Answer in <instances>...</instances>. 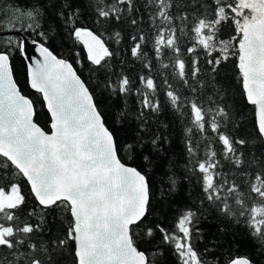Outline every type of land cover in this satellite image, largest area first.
I'll return each mask as SVG.
<instances>
[{"label":"trees","instance_id":"obj_1","mask_svg":"<svg viewBox=\"0 0 264 264\" xmlns=\"http://www.w3.org/2000/svg\"><path fill=\"white\" fill-rule=\"evenodd\" d=\"M237 0H0V53L49 132L30 90L22 39L67 60L89 89L121 162L148 186L144 218L131 226L147 264H264V142L238 69ZM105 44L91 63L77 34ZM0 264H77L69 206H40L0 156ZM186 246V249L183 248Z\"/></svg>","mask_w":264,"mask_h":264},{"label":"water","instance_id":"obj_2","mask_svg":"<svg viewBox=\"0 0 264 264\" xmlns=\"http://www.w3.org/2000/svg\"><path fill=\"white\" fill-rule=\"evenodd\" d=\"M240 32L242 89L264 142V18ZM3 34L21 37L28 86L40 93L50 123L46 132L35 122L31 100L20 91L7 54L0 53V156L20 172L40 206H69L77 264H147L130 234L147 212L145 176L120 161L71 63L20 33ZM76 38L91 63L102 60L106 46L96 34L82 30ZM230 264L254 263L239 257Z\"/></svg>","mask_w":264,"mask_h":264},{"label":"rangeland","instance_id":"obj_3","mask_svg":"<svg viewBox=\"0 0 264 264\" xmlns=\"http://www.w3.org/2000/svg\"><path fill=\"white\" fill-rule=\"evenodd\" d=\"M236 14L241 17L240 28L247 23H255L261 18H264V0H237ZM16 190L7 193H0V207L6 204H15L19 198ZM10 233V229L0 227V243L4 240V235ZM186 249V246L183 245ZM187 263L194 264L192 253L189 250L185 251Z\"/></svg>","mask_w":264,"mask_h":264}]
</instances>
